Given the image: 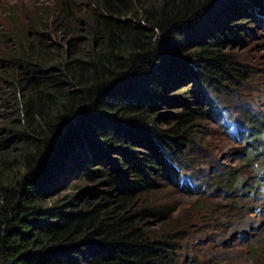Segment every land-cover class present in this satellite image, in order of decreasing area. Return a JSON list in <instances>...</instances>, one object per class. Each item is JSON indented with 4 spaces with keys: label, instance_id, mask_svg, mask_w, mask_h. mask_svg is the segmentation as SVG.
I'll use <instances>...</instances> for the list:
<instances>
[{
    "label": "trees",
    "instance_id": "obj_1",
    "mask_svg": "<svg viewBox=\"0 0 264 264\" xmlns=\"http://www.w3.org/2000/svg\"><path fill=\"white\" fill-rule=\"evenodd\" d=\"M237 1L49 0L51 11L42 5L15 31L8 11L9 30L0 31V264H177L186 223L148 234L162 211L148 196L165 180L191 192L173 160L191 162L185 146L196 145L192 128L209 117L210 95H227L222 86L246 77L222 50L242 35L233 27L248 18L242 8L255 19L259 5ZM230 16L223 27L219 18ZM185 69L209 94L198 108L188 89L165 97ZM167 101L180 110L161 128L154 116ZM251 118L244 138L264 141V122ZM232 175L217 181L237 189ZM75 179L91 187L54 195Z\"/></svg>",
    "mask_w": 264,
    "mask_h": 264
},
{
    "label": "rangeland",
    "instance_id": "obj_2",
    "mask_svg": "<svg viewBox=\"0 0 264 264\" xmlns=\"http://www.w3.org/2000/svg\"><path fill=\"white\" fill-rule=\"evenodd\" d=\"M242 1L253 7L259 5L258 10L254 9L255 19L250 16L253 14L251 9L244 6L243 14L248 18L234 19L230 16L228 20L221 17L219 21L223 27L232 19L240 22L238 25L234 22L233 27H239L242 35L230 42L225 40L222 51L245 67L246 77L240 80L237 87L222 86L229 89V94L210 95L215 105L213 109L205 106L209 117L207 114L192 128L194 135L191 140L196 145L185 146V153L191 162L173 160L186 176L183 181L179 179L183 183L182 190L189 187L191 192L174 191L172 183L165 180L163 188L148 196V203L162 208L161 213L148 220V234H163L172 220H175V227L186 223L179 236L177 264H264V141L254 143L244 138L248 129L252 128L248 115H251L253 123L264 122V0ZM237 2L233 0V4ZM52 3L49 0H0V31L9 30L6 25L8 11L12 13L10 18L17 16L18 27L13 26L15 31L22 25L25 15H36L44 4L51 11L54 7ZM246 8L249 14L244 12ZM225 14L229 13L226 11ZM209 36L212 37L211 34ZM2 51L0 47V53ZM180 79L181 86L172 85ZM171 82L172 91L164 88L165 97L177 98L178 94L182 96V92L188 89L191 93L188 99L197 108L202 106L205 95L209 97V94L194 88L195 84L197 89L203 86L194 81L188 69L172 76ZM179 110L174 101L160 105L154 116L155 124L166 127L171 121L170 116ZM228 117L231 118L232 129L224 126ZM147 127L152 128L153 125ZM262 134L263 139L264 132ZM247 144H250L249 148ZM259 147L263 148V153L252 158L251 151ZM163 152L167 154L166 150ZM188 166H193V169L187 171ZM235 173L237 178L233 179V185L237 189L228 190L218 183V176ZM78 186L91 187L75 179L59 187L54 195L77 192ZM143 200L139 198L137 205L143 204Z\"/></svg>",
    "mask_w": 264,
    "mask_h": 264
},
{
    "label": "clouds",
    "instance_id": "obj_3",
    "mask_svg": "<svg viewBox=\"0 0 264 264\" xmlns=\"http://www.w3.org/2000/svg\"><path fill=\"white\" fill-rule=\"evenodd\" d=\"M181 184V183H180Z\"/></svg>",
    "mask_w": 264,
    "mask_h": 264
}]
</instances>
